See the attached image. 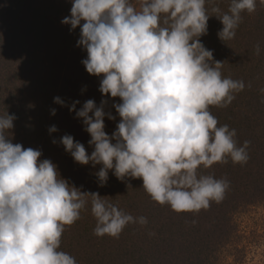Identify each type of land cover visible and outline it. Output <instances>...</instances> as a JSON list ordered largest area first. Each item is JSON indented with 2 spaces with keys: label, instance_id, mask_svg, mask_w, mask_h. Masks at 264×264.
I'll return each instance as SVG.
<instances>
[{
  "label": "clouds",
  "instance_id": "1",
  "mask_svg": "<svg viewBox=\"0 0 264 264\" xmlns=\"http://www.w3.org/2000/svg\"><path fill=\"white\" fill-rule=\"evenodd\" d=\"M71 2V15L62 24L80 27L78 46L87 53L82 63L90 75L101 77L104 97L119 98L113 107L120 119L109 136L105 117H116L105 112L106 99L99 106L87 100L78 111L79 101L73 102L69 111L82 119L94 150L89 155L82 143L64 135L59 142L66 152L80 165H102L96 173L100 186L110 170L121 181L142 179L153 201L177 213L221 202L230 182L199 175L198 169L227 163L226 158L246 164L250 141L238 146L236 130L218 127L209 111L227 107L245 85L222 77L224 62L214 61L199 39L210 18L206 0H138L139 9L131 0ZM245 10L255 12L256 0H231L227 12L211 8L223 25L222 42L235 37ZM54 102L64 106L59 97ZM15 119L7 112L0 116V264H76L58 249L65 226L79 220L89 204L97 237L118 238L130 223L147 224L145 217L135 218L61 178L55 164L40 159V150L12 143Z\"/></svg>",
  "mask_w": 264,
  "mask_h": 264
},
{
  "label": "trees",
  "instance_id": "2",
  "mask_svg": "<svg viewBox=\"0 0 264 264\" xmlns=\"http://www.w3.org/2000/svg\"><path fill=\"white\" fill-rule=\"evenodd\" d=\"M230 3L206 0L210 18L207 34L199 39L213 51L214 61L224 62L222 77L244 82L231 104L209 106V111L218 127L227 124L236 130L238 146L250 141L249 160L235 164L226 158L227 163L200 166L199 175L226 178L230 187L221 202H210L206 210L177 213L153 201L142 179L121 181L110 170L106 184L100 186L96 173L102 165L78 164L59 142L71 135L89 155L94 150L82 119L69 111L75 101L77 111L90 99L97 106L102 99L108 101L105 112L116 117H105L109 136L120 119L113 107L119 98L104 97L99 91L101 77L90 75L82 63L87 53L78 46L80 27L73 30L62 24V18L71 15V0H0V116L7 112L16 117L11 142L40 150L41 160H50L61 178L82 191L99 193L133 217L147 219L145 225L128 224L118 238L97 237L89 204L79 220L65 226L58 249L74 257L76 264H228L229 257L240 263L246 256L249 236L240 218L251 208L264 206V4L256 0L255 12H242L235 37L222 42L218 32L223 25L211 8L227 12ZM56 97L64 106L54 102ZM52 126L57 132H49Z\"/></svg>",
  "mask_w": 264,
  "mask_h": 264
},
{
  "label": "rangeland",
  "instance_id": "3",
  "mask_svg": "<svg viewBox=\"0 0 264 264\" xmlns=\"http://www.w3.org/2000/svg\"><path fill=\"white\" fill-rule=\"evenodd\" d=\"M134 7L139 9V3ZM240 221L249 236L247 254L240 263H235L234 258L229 257L228 264H264V206L251 208L241 216Z\"/></svg>",
  "mask_w": 264,
  "mask_h": 264
}]
</instances>
